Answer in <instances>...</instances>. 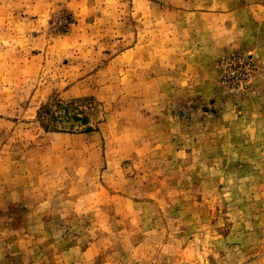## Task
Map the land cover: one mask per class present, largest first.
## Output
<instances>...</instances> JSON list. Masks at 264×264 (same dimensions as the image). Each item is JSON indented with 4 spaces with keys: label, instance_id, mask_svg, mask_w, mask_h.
<instances>
[{
    "label": "rangeland",
    "instance_id": "374dc122",
    "mask_svg": "<svg viewBox=\"0 0 264 264\" xmlns=\"http://www.w3.org/2000/svg\"><path fill=\"white\" fill-rule=\"evenodd\" d=\"M0 264H264V0H0Z\"/></svg>",
    "mask_w": 264,
    "mask_h": 264
},
{
    "label": "built area",
    "instance_id": "2783aa9c",
    "mask_svg": "<svg viewBox=\"0 0 264 264\" xmlns=\"http://www.w3.org/2000/svg\"><path fill=\"white\" fill-rule=\"evenodd\" d=\"M251 69V63L244 58H233L228 63V78L239 79L246 76Z\"/></svg>",
    "mask_w": 264,
    "mask_h": 264
},
{
    "label": "trees",
    "instance_id": "16d2710c",
    "mask_svg": "<svg viewBox=\"0 0 264 264\" xmlns=\"http://www.w3.org/2000/svg\"><path fill=\"white\" fill-rule=\"evenodd\" d=\"M56 108L63 109L65 111V113L69 114V107L67 105H63L62 103L59 102L56 105ZM43 115L46 117L48 116L54 120H58L56 117H53L54 114L52 113V109L50 108V106L49 107L46 106V107L42 108V111L39 112V116H43ZM74 118L78 121L86 122V119L84 117H80L79 115H74ZM84 124H86V123H84ZM92 131L93 130L91 128L85 129V133H90Z\"/></svg>",
    "mask_w": 264,
    "mask_h": 264
}]
</instances>
